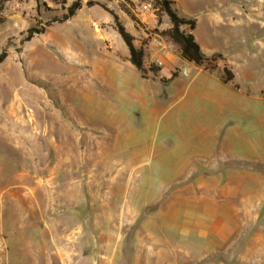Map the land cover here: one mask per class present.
Here are the masks:
<instances>
[{"label": "rangeland", "instance_id": "374dc122", "mask_svg": "<svg viewBox=\"0 0 264 264\" xmlns=\"http://www.w3.org/2000/svg\"><path fill=\"white\" fill-rule=\"evenodd\" d=\"M8 1L0 0V54L8 52L0 63V141L9 146L5 149L0 142V187L7 190L0 193V264L24 257L30 259L18 264H198L196 253L211 238L201 234L214 227L217 218L206 208L215 195L207 191L205 201L182 200L192 177L182 172L183 128L164 122L155 126L137 105L123 111L95 96L92 106L99 109L90 118L87 96L91 90H103L100 79H90L93 84L87 88L89 73L84 67L91 65L96 77L108 66L109 72L122 68L116 63L118 56L106 52L96 34V12L86 8L64 23L48 26L66 12L61 3L52 0L60 4L58 9L29 4L16 17L6 12ZM103 1L88 5L108 17L103 24H115L109 10L116 13L124 7L136 18L128 15L139 30L141 45L150 34L167 38L163 31L171 23L155 7L157 0ZM171 2L180 16L197 19L203 33L217 31L223 52L245 56L258 70L253 83L264 88V80H259L264 74V0ZM232 8L239 11L234 14ZM217 12L225 22L209 27L207 20ZM127 25L133 31L132 24ZM34 26H45V32L25 41ZM181 65L188 72L190 64ZM105 96L107 100L111 94ZM105 104L110 105V119ZM118 122L126 126L118 127ZM92 133L108 145L103 160L98 155L101 144ZM242 164L252 177L264 178V148H256L251 160ZM235 218L232 243L222 240L221 248L204 260L264 263V207L248 208ZM34 226L44 234L43 255L34 251L40 248L41 237L29 236Z\"/></svg>", "mask_w": 264, "mask_h": 264}, {"label": "crops", "instance_id": "0c3cea01", "mask_svg": "<svg viewBox=\"0 0 264 264\" xmlns=\"http://www.w3.org/2000/svg\"><path fill=\"white\" fill-rule=\"evenodd\" d=\"M66 1L68 6L76 0ZM88 1L90 0H82V8L79 11L88 8L92 12H96L98 19L95 18L93 21L96 34L103 41L104 50L106 52L114 51V54L118 56L116 57L118 60L115 61L116 63L119 62L122 67L116 72H109L110 66H108V69L104 70L100 77H96L97 75L93 72L91 65L84 67L89 73L88 82L85 83L87 88L93 84V82L89 83L90 79H100V87L103 90L102 92L91 90L90 96L88 94L87 101L89 104L86 105L89 109V117L93 118L99 109L97 104L92 106V98L94 96L104 97L103 102L112 101L123 111L129 109L132 104L137 105L144 118L154 122L155 126L164 122L166 126L183 128L181 144L186 148V158L183 162L182 172L192 175V177L189 184L184 188L185 191L183 192H187V194L183 196L182 200L205 201L208 199L204 195L207 191L214 192L215 195L212 197V202L205 206L206 208L210 207L211 212L215 213L217 218L212 222L214 227L204 230L201 234H209L211 236L210 241L203 245L196 241V246L201 244L200 249H202L196 253L197 263L222 264L215 261H205L204 258L221 248L222 240L228 242V245L232 243L231 223L236 222V216L241 215L248 208L264 207V178L255 173L252 177V174L245 171L242 164L251 160L252 152L256 148H264V88L253 83V76L259 75L258 70H254L250 66L245 56L223 52L222 45L219 44L218 40L219 33L214 30L208 34L203 33L199 30V21L196 19L194 30L188 28L187 25L183 29L194 35L197 44L205 55L220 56L215 62L216 70L210 71L183 60L179 54V47L169 40L170 49L162 51L164 67L153 72L145 66L147 74L143 76L131 62L128 46L118 33L115 24H103L102 20L109 21L108 17H105L104 13L99 12L96 7H89ZM91 1L104 2L103 0ZM40 2H45L53 9L60 7V4L56 5L52 0H40ZM29 4L32 8L38 7L37 0H9L6 4V12L13 13L16 17L21 16ZM232 10L234 14L235 11H239L235 8ZM116 14L120 17L127 31L134 36L136 47L142 48V42L138 41L139 30L135 28L124 7H119ZM181 17L193 18L191 15ZM225 20L223 14L217 12L214 17L212 16L207 21L211 27L214 24L221 25ZM127 22L132 24L133 31L127 27ZM183 63L190 64L187 76L181 73V68H184L181 65ZM165 68L167 70H164ZM224 68L231 70L234 74V79L228 83H224L221 78ZM179 74L181 76H178ZM263 76L264 74L261 73L259 80H264ZM92 89L94 88L92 87ZM106 93L111 94L107 100L105 98ZM101 106L105 108L103 104ZM109 109L110 105L107 104L106 118L110 119ZM124 125L120 122L117 123L118 127L124 128ZM94 139L101 144L98 155L103 160L107 154L108 145L95 134ZM0 142L4 145L3 148H9L6 141ZM226 149H229V155L226 154ZM259 156L261 157V155H256V157ZM90 157L93 158V156ZM229 159L233 162L239 161L238 165L228 161ZM99 165L92 167L94 170L91 171L97 173L96 169ZM195 175L196 178H194ZM250 184L256 186L250 187ZM5 191L7 190L4 186L0 187L1 194ZM36 192L37 189L34 188L32 195L38 201V198L35 197ZM20 197H24V195L21 193ZM24 202L25 206L29 208L27 200ZM29 231L32 233L29 234L30 238L39 239L41 237L40 248L34 251L37 252V255L38 253L41 254L40 252L43 255L45 253L43 247L44 234L35 226L31 227ZM9 232L11 234L13 229H10ZM228 245L226 249H228ZM29 259L24 257L22 260H15L11 263L18 264Z\"/></svg>", "mask_w": 264, "mask_h": 264}, {"label": "trees", "instance_id": "16d2710c", "mask_svg": "<svg viewBox=\"0 0 264 264\" xmlns=\"http://www.w3.org/2000/svg\"><path fill=\"white\" fill-rule=\"evenodd\" d=\"M38 1V8L43 5L47 9L49 8L46 3H41L40 0ZM56 3H61L63 6V9L66 10L64 14L61 16H56L52 20H50L47 25L50 26L53 23H64L68 20H70L72 17H74L82 8V0H76L70 5L67 6L66 0H53ZM89 6L94 5L93 1L88 2ZM105 7V6H104ZM157 10H161L164 15H166L171 23V26L163 31V35L166 36L169 40H171L173 43H175L179 47V54L180 57L183 60H186L188 62H192L195 65L199 67H203L207 70L214 71L216 70L215 62L220 57L219 55H213V56H207L205 55L200 46L197 44L194 35L186 32L183 27L184 26H190L191 30H194L196 27V20L194 19H186L184 17H181L178 13V11L173 8L171 0H157L156 6ZM107 10H109L107 8ZM109 12L113 15L115 20V26L128 46V49L130 51V60L135 65V67L142 73L143 76L147 74V68L144 65V51L142 48L136 47L134 41V36L127 31L125 26L122 24L119 16L114 13L112 10H109ZM127 14L130 16V18L134 21H136L135 16L132 14L130 10H126ZM1 21V20H0ZM2 22V21H1ZM45 32V26H42L41 28H38V26H34L28 29L27 36L25 38V41L31 40L35 34H42ZM8 57V52L2 51L0 54V63H3L6 58ZM153 72H157L158 70L151 69ZM222 81L224 83H228L234 79V74L231 70H228L227 68H224L223 74H222Z\"/></svg>", "mask_w": 264, "mask_h": 264}, {"label": "built area", "instance_id": "2783aa9c", "mask_svg": "<svg viewBox=\"0 0 264 264\" xmlns=\"http://www.w3.org/2000/svg\"><path fill=\"white\" fill-rule=\"evenodd\" d=\"M146 40L143 43L142 49L144 51V58L147 62V67L150 69L151 66L158 69L163 68L165 63L162 58V51L170 49L167 38L158 35L150 34L146 36ZM182 74L187 76L188 72L183 69Z\"/></svg>", "mask_w": 264, "mask_h": 264}]
</instances>
